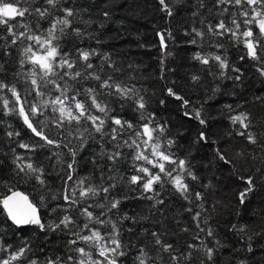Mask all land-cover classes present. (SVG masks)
Segmentation results:
<instances>
[{
  "label": "snow or ice",
  "instance_id": "1",
  "mask_svg": "<svg viewBox=\"0 0 264 264\" xmlns=\"http://www.w3.org/2000/svg\"><path fill=\"white\" fill-rule=\"evenodd\" d=\"M65 2L0 0V31L6 33L0 36V111L5 116L18 117L35 141L20 139L19 130L6 131V136L25 150L18 153L11 148V173L13 179L33 182L36 192L30 198L31 194L13 190L9 180L0 179V185L10 193L0 198V205L6 214L5 223L10 221L16 230L34 228L36 238L43 237L34 246L33 237L22 236L14 246L5 243L6 233L0 231V264H166L165 257L167 264H190L193 251L202 255L201 264H216L218 254L223 262L226 248L230 252L227 264H251L254 257L248 254L257 248L261 250L257 264H262L264 227L256 231L250 230L248 224L232 223L227 227L232 236L231 247L217 236L213 220L217 205L222 202L209 203L207 199L217 188L214 179L208 177L202 182L191 153L179 154L180 145L169 134L168 122L149 110L151 96L142 85L137 86L143 79L137 76L141 66L134 61L125 64L113 52L99 47L101 40L91 26L96 24L103 29L112 18V5L107 0H88L86 4L68 0V6ZM158 3L171 20L175 8L184 5L185 0ZM191 8L189 19L193 23L184 30L186 43L200 47L210 42L217 49L206 54L197 51L191 57L213 82L231 80L242 84L245 78L244 69L230 63L224 38L234 45H243L239 60L247 58L255 73L264 78V0H193ZM94 15L102 21L93 19ZM42 21L47 27H41ZM157 35L162 53L159 78L163 80L165 60L174 55L165 38L175 45V37L170 28ZM85 40H94L98 47H82ZM13 48L20 53V68L9 72L5 57L12 56ZM190 79L199 84L202 76L194 73ZM219 88L220 84L214 83L212 91ZM166 92L181 101L182 106L189 104L174 88L166 87ZM254 99L264 102V96ZM159 103L163 105L165 101L161 99ZM226 107L229 112H236L243 104ZM126 109L133 114L132 119L124 116ZM184 115L202 126L194 143L213 144V159L229 166L231 175L246 184L239 192V203L243 205L257 191L254 176L241 175L237 163L212 140L213 133L208 131L211 117L202 115L200 109L185 111ZM228 119L236 135L259 149L258 154L241 149L235 157L264 164V131H252L256 127L252 114L240 111ZM7 128L12 126L8 124ZM37 152H47L46 160L54 159L56 179L61 182L59 189L52 190L50 174L34 158ZM129 159V171H121ZM85 163L91 165V170L82 176L80 170ZM211 164L210 160L205 167ZM256 172L261 169L256 168ZM219 179L215 177L216 181ZM259 179L264 186V174ZM196 186L203 191L195 190ZM173 198L185 202L187 207L170 213ZM129 201L141 202L144 207L130 214L125 210ZM185 213L190 215L194 231L181 226L179 217ZM169 219L176 225L175 230L168 228ZM260 220L264 224V216ZM125 222L131 226L125 227ZM144 223L148 227H142L134 238L137 225ZM124 233L129 234L127 239ZM181 233H187L194 241L186 243L184 252L169 239ZM52 236L63 240L59 249L49 243Z\"/></svg>",
  "mask_w": 264,
  "mask_h": 264
},
{
  "label": "trees",
  "instance_id": "2",
  "mask_svg": "<svg viewBox=\"0 0 264 264\" xmlns=\"http://www.w3.org/2000/svg\"><path fill=\"white\" fill-rule=\"evenodd\" d=\"M39 2L40 0H35V3L39 4ZM78 2L86 4L88 0H78ZM107 2L112 5V18L105 22L103 29H98L96 24L91 26V30L96 31L101 40L99 47L103 51L113 52L114 57H118L125 64L134 61L141 66L137 76H141L143 79L139 80L137 86L140 87L142 85L149 96H151V108L149 110L155 111L162 121L166 120L168 122L169 134L174 136L180 145L179 154L183 156L185 151L191 153L192 163L195 165L197 175L202 178V182H206L208 177H212L214 183L217 184L215 192H210L207 195L209 203L217 200L222 202L217 205L213 224L216 228L217 236L227 243L229 247L233 246L232 236L227 232V227L232 223L248 224L250 230L256 231L264 227L260 220V217L264 216V211L261 210L264 208V200L261 199L264 197V186H261L259 179L264 174V164H261L260 160L253 162L250 158L240 160L235 157V153L238 150L243 149L245 153L255 150L258 154L259 149H256L254 145L248 144L244 137L236 135L228 117L236 114V112L248 111L252 114L253 123L256 124L252 131L257 133L264 131V102L255 101L254 99L256 96H264V78H260L255 73L247 58L244 61L239 60V56L244 52L243 45H234L228 38H224L223 43L227 48L230 63L234 62L237 67H242L245 71V78L242 84H234L231 80L213 82L208 72L196 61L192 60L191 57L194 52L202 51L206 54L217 51L214 46H210V42H206L200 47L186 43L188 37L185 36L184 30L190 28L193 23L189 19L193 0H185L184 5L177 6L175 8V17L171 20L161 11V5L158 0H107ZM65 6H68V0H66ZM93 19L102 21V18L96 15L93 16ZM209 19H211L212 23H216L214 17L210 16ZM197 26L199 25L197 24ZM41 27H47V23L42 21ZM169 28L175 37V45L168 41L167 37L165 39L174 55L167 57L165 60V76L161 80L159 77L162 53L157 33ZM256 30L254 27L253 31L255 32ZM4 35L6 33L0 31V36ZM2 44L3 41L0 40V45ZM141 44L145 45V47H140L139 45ZM23 46V44L19 45L21 48ZM81 46L86 48L98 47L94 40H85ZM12 51V56L5 57L8 61L9 72L20 68L18 64L20 53L16 48H13ZM168 68L174 69V71L168 72ZM212 70L214 72L217 71L215 67ZM194 73L202 76L199 84L193 83L190 79ZM8 81L11 82V76H9ZM214 83L220 84L219 90L215 93L212 91ZM166 87L174 88L179 95L189 101V104L182 106L181 101L168 96ZM161 99L165 101L163 105L159 103ZM237 104H243V107L236 108V112L228 111L227 105H233L235 108ZM196 109H200L202 115L211 117L208 131L213 133L212 140L217 141V146L225 152V155L233 159L234 163H237V166L241 168L240 174L245 177L248 175L254 176L257 191L251 194L250 200H246L243 205L239 203V192L246 187V184L231 175L229 166L213 159V144L194 143L202 126L196 119L185 116L184 112L188 111L191 113ZM124 116L132 119L133 114L126 109ZM0 121L5 122L0 123V179L9 180L13 190L31 194L30 198H34L36 192L33 189V182L12 178L11 158L13 153L11 148H16L18 153H25V150L18 148L5 133L7 130H19L21 131L20 139L26 142H35L31 139L32 134L23 127L22 121L18 117L5 116L3 111H0ZM8 124L12 126L11 129L7 128ZM236 127L239 128V125L237 124ZM229 132L232 133L231 136L227 135ZM47 155V152L43 154L37 152L34 158L37 163L44 164L46 171L50 174L48 176L49 183L52 190L55 191L61 187V182L56 179L54 159L52 161L46 160L45 157ZM83 156L87 160L88 153H83ZM210 160L212 164L209 167H205ZM130 165L131 161L129 159L125 162L121 171L128 172ZM256 168H260L261 172H256ZM244 169H250V171ZM90 170L91 165L85 163L80 170V175H87ZM215 177L220 179L216 181ZM195 190L203 191L199 186H196ZM117 191L119 192V189ZM7 194H10L8 188L0 185V198ZM137 204H140V207H136ZM142 207L144 205L141 202L129 201L125 210L131 214L132 211L140 212ZM184 207H187L185 202L173 198L172 206L168 211L175 214L178 211H182ZM193 211H195V208ZM209 211L211 212V209ZM41 215H45L43 209H41ZM179 218L183 221L181 226H187L193 231L195 230L189 214L185 213ZM5 220L6 214L2 205H0V231L6 233L5 243L13 244L14 246L18 245L22 236L33 237L34 246L42 242L43 237L41 236L37 239L34 228L16 230L14 226H11L10 221L5 223ZM167 225L169 229L175 230L176 228L171 219L167 221ZM124 226L130 227L131 225L129 222H125ZM142 227H148V224L137 225L133 233L134 238L139 234ZM13 232L17 234L14 236ZM128 235V233H124V239H127ZM169 239L179 247L181 252L187 250L186 243L194 242L187 233H181L176 237H169ZM208 242L211 245V238H209ZM49 243L59 249L63 240L52 236ZM229 255V250L227 248L224 249L222 252L223 262L220 258L221 254H218L216 264H227ZM248 255L249 257H254L251 260V264H257V261H261V250L259 248ZM202 259L203 257L199 252L193 251L190 264H201ZM165 262L167 264V257H165Z\"/></svg>",
  "mask_w": 264,
  "mask_h": 264
},
{
  "label": "rangeland",
  "instance_id": "3",
  "mask_svg": "<svg viewBox=\"0 0 264 264\" xmlns=\"http://www.w3.org/2000/svg\"><path fill=\"white\" fill-rule=\"evenodd\" d=\"M223 206V205H222Z\"/></svg>",
  "mask_w": 264,
  "mask_h": 264
}]
</instances>
